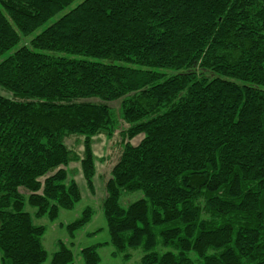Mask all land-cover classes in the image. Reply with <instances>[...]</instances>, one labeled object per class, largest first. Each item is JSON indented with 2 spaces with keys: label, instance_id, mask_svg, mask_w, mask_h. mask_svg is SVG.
Returning a JSON list of instances; mask_svg holds the SVG:
<instances>
[{
  "label": "trees",
  "instance_id": "obj_1",
  "mask_svg": "<svg viewBox=\"0 0 264 264\" xmlns=\"http://www.w3.org/2000/svg\"><path fill=\"white\" fill-rule=\"evenodd\" d=\"M73 1L0 0V56ZM0 85V264L47 260L34 221L81 200L71 162L94 192V140L116 133L109 241L84 264L103 244L125 264H264V0H82L0 60ZM55 244L49 264H75Z\"/></svg>",
  "mask_w": 264,
  "mask_h": 264
},
{
  "label": "rangeland",
  "instance_id": "obj_2",
  "mask_svg": "<svg viewBox=\"0 0 264 264\" xmlns=\"http://www.w3.org/2000/svg\"><path fill=\"white\" fill-rule=\"evenodd\" d=\"M81 1L82 0H74L63 10L50 17L43 25L36 28L30 34L26 36H20L19 42L15 46L5 51L0 56V60L11 54L16 47L28 44L29 40L37 35L41 30L55 22L60 16L67 13ZM0 96L11 97V93L0 85ZM110 104L115 108L118 106V102H112ZM121 141V136L118 133H116L111 139L105 138V136L102 134L95 138L93 149L98 160L96 162V175L94 178L95 186L93 193L89 190L85 183L79 162H71L66 167L69 177L73 178L80 188L81 200L70 210H60L58 218L54 221H50L47 217H42L34 221L36 224H41L46 227L45 233L42 238V243L44 249L48 254V258L43 264H49L50 256L56 249L55 242L57 240H62L67 244H71L72 251L75 255V264H84L83 260L78 255L81 248L109 241L108 233L105 230V218L102 214L101 203L103 197L105 196V181L109 176L108 172L112 167V164L115 162L118 154L120 153ZM136 141L137 140H135V142ZM65 143L77 154H81V137L70 136L66 138ZM142 197V191H122L120 196V203L122 206H126L129 203ZM86 207H91L93 209V216L85 226L75 232L74 238L71 240L70 235L65 228V225L78 218ZM26 210L33 211V209L29 206L26 207ZM99 228H103V230L95 235L88 234ZM112 251L113 247L110 244H103L98 246L97 252L100 257V261L98 264H125L120 256H113L111 254ZM140 255L141 254L139 250H132V257L127 264H133L137 262Z\"/></svg>",
  "mask_w": 264,
  "mask_h": 264
}]
</instances>
